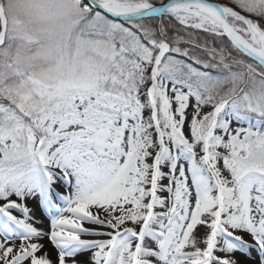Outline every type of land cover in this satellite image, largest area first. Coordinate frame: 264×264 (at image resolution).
<instances>
[{"label": "snow or ice", "instance_id": "snow-or-ice-1", "mask_svg": "<svg viewBox=\"0 0 264 264\" xmlns=\"http://www.w3.org/2000/svg\"><path fill=\"white\" fill-rule=\"evenodd\" d=\"M0 264H264V0H0Z\"/></svg>", "mask_w": 264, "mask_h": 264}]
</instances>
